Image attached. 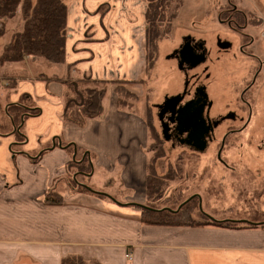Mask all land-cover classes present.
<instances>
[{
	"label": "crops",
	"instance_id": "1",
	"mask_svg": "<svg viewBox=\"0 0 264 264\" xmlns=\"http://www.w3.org/2000/svg\"><path fill=\"white\" fill-rule=\"evenodd\" d=\"M66 6L64 64L45 65L39 73L50 80L27 69L22 77L14 66L5 73L20 76L14 90L2 89L7 104L40 112L24 118L25 141L16 154L11 152L15 138L6 133L10 122L0 118V264H60L66 255L96 264H264V223L229 229L140 222L149 144L145 119L119 110L113 87L104 114L84 127L64 122L62 114L64 81L131 82L147 74L145 5L138 0H68ZM27 61L37 64L34 58L20 64ZM63 142L86 151L92 175L118 170L120 186L129 190L125 202L117 204L103 194L91 199L70 185L72 193L64 195L62 205L44 204L49 190L62 196L60 186L70 176L67 164L73 157L68 147H58Z\"/></svg>",
	"mask_w": 264,
	"mask_h": 264
},
{
	"label": "rangeland",
	"instance_id": "2",
	"mask_svg": "<svg viewBox=\"0 0 264 264\" xmlns=\"http://www.w3.org/2000/svg\"><path fill=\"white\" fill-rule=\"evenodd\" d=\"M67 1L64 0L65 4ZM138 1L145 5L146 13L148 1ZM226 1L170 0L169 4L175 3V7L174 9L172 7L168 15L166 12L163 15L164 26H168L167 35L156 42L155 62L153 67L147 71V74L139 79L142 84L129 87L132 92L139 96L138 102L133 105L132 109L122 112L139 115L145 119L146 124L147 121H150L152 125L155 124L153 126L155 130L153 137L155 139L153 138L149 142L146 150L147 153L151 149L163 154V157L156 161L155 170L158 175L166 174L169 176V181L164 183L161 199L152 204L156 209L174 211L183 203H187L186 207L189 209L190 217L195 222L204 221L203 216H205L216 221H246L258 225L264 223V147L262 144L264 130V64L262 78H260L261 87L256 86L251 93V96L253 95V98L255 97L257 100L255 102L256 106L253 107L250 114L239 111L235 107L237 101L235 91L238 93L241 86L232 93L227 86L232 84L227 82H239L245 75V69H248L250 62L237 53V40L228 35L226 33L227 28L221 26L217 20L219 11L228 8ZM231 1L237 6V9H254L264 15V0ZM172 12H175V14L173 18H170ZM1 23L3 24V22ZM4 25L5 33L0 37V53L3 46L10 42L13 31L20 30L21 21L19 16L17 15L13 20L4 21ZM262 25L264 26V22H262ZM142 30L145 52L146 20ZM245 32L249 34L259 33L258 44L256 43L252 47L256 56L264 60V34H262L264 31L260 28L246 29ZM187 37L200 38L207 43L210 49L209 62H212V59L216 58L217 55L220 56V61L212 65L211 68L209 67L207 71L209 76L207 86L209 97L214 102L211 115L224 116L222 118L224 123L218 130L215 141L210 143L203 153L194 152L177 143L165 141L157 118V106L161 105L167 96L176 95L183 86L184 80L178 72V66L169 56ZM217 37L230 40L234 48L232 49L233 52H215L213 43H215ZM232 53L234 55L231 57ZM34 60L37 64H32L31 61H27L25 64H4L0 68V81L2 80L0 84H5V78L9 76L5 73H7L10 66L20 70L16 74L22 77L30 70L34 76L39 75L42 72L41 70H44L43 68L48 64L42 60ZM201 68L196 71L200 72ZM217 71L219 74L216 75ZM85 86H89V84H85ZM108 87L107 97L103 105L104 111H106L110 98L109 89L112 86ZM5 94L6 92L0 89L1 106L6 103L4 102ZM23 104H28V102ZM229 111L236 112L238 118L236 121H231L228 116ZM88 120L78 127H84ZM234 122L237 123L235 127H239L242 123H247V125L243 131L227 139L225 148L221 153V158L224 161L219 163L215 159L219 140L222 134L227 131L225 128L234 125ZM63 144L71 145V143L66 142H63ZM67 151L72 155V159L77 158L75 161L78 163L86 154V151L81 147L78 148V151H74L71 147ZM151 153L149 152L148 155ZM93 160H95L94 155ZM78 167V165H74L71 166L72 169L70 170L67 168L70 176L60 186L63 198L64 195H71V177L79 172L77 169H81L85 172V176H78V180L88 192L80 189L78 194L90 196L91 199L95 200L101 199L100 196L90 194V192H93L106 195L117 204L125 202L129 190L120 186L118 170L109 176L104 171L92 175L93 171L90 170L89 172V168L85 164L80 165V168ZM74 186L76 185L74 184ZM196 196L199 197V202ZM133 208L135 207H127V209Z\"/></svg>",
	"mask_w": 264,
	"mask_h": 264
},
{
	"label": "trees",
	"instance_id": "3",
	"mask_svg": "<svg viewBox=\"0 0 264 264\" xmlns=\"http://www.w3.org/2000/svg\"><path fill=\"white\" fill-rule=\"evenodd\" d=\"M147 1L148 3L145 13L146 71L150 70L155 62L157 50L156 42L167 35L168 26H164L165 21L163 15L165 12L168 15V13L171 12L172 7L173 9L175 7V3L172 5L169 4L170 0ZM66 13L67 6L64 0H0V22H3V24H0V37L5 33L4 21L13 20L17 15L21 21L20 30L13 31L10 42L6 43L2 48L0 53V68L4 64H20L27 58L42 60L48 65L53 66L63 65ZM174 14L175 12H172L170 18H173ZM35 77L44 81L50 80L40 74H36ZM18 78H20V76L6 78V85L3 86L0 84V89H5L8 92L14 90ZM64 84L67 89L63 96L64 110L62 119L66 123L82 126L87 119L100 118L104 114L103 105L107 97L108 86L113 87V92L116 95V107L121 111H128L132 109L133 105L139 100V96L132 92L129 87L142 84V81H93L88 79V77H80L77 80L64 81ZM85 84H89V86H85ZM77 98H79L78 101ZM4 102L6 101L4 100ZM5 106H7L6 109H4ZM12 108L16 109L17 114L15 116L11 114L10 109L12 110ZM39 112L40 110L38 108L29 109L19 103L8 105L6 102L3 106L0 104V118H8L11 125V129L6 133L15 138V141L11 146V152L13 154L18 153V147L20 148L25 141L22 129L24 118L26 116H36ZM147 127L149 132V142H151L154 138L153 133H155V130L150 121H147ZM1 128L2 126H0V131ZM60 147H71L74 151H78V148L72 144L67 146L66 144L60 143ZM44 151L45 150L39 152L38 156L43 154ZM149 152L152 153L148 155L147 162L145 185L146 201L140 206L141 216L139 220L142 224L184 228L214 226L229 229L261 226V224L257 225L240 221H216L205 216H203L204 221L195 222L190 217L189 209L186 207L187 203L177 212H172L167 209H156L152 204L161 199V193H163L165 186L164 183L169 181V176L166 174L158 175L155 170V163L158 159L163 157V154H160L159 152L157 153V150L153 151L151 149L148 150V153ZM87 156L88 155L86 154L84 160L79 163L75 161L77 158L71 159L67 164V168H69L68 170L72 169L71 166L78 165V168H80V165L85 164L90 172L91 166L86 161ZM77 170L79 172L73 174L71 177V184L77 191H80V189L87 191L81 186V182L78 180V176H85V172L81 169ZM74 184L76 186H74ZM90 194L100 197L103 196L102 194L93 192H90ZM43 202L46 205L60 206L63 204V197L52 189L46 193ZM60 264L96 263L86 262L77 255H66L61 258Z\"/></svg>",
	"mask_w": 264,
	"mask_h": 264
},
{
	"label": "flooded vegetation",
	"instance_id": "4",
	"mask_svg": "<svg viewBox=\"0 0 264 264\" xmlns=\"http://www.w3.org/2000/svg\"><path fill=\"white\" fill-rule=\"evenodd\" d=\"M226 6L228 7L227 9L219 11L217 20L221 26L227 28L226 33L237 40V53L242 55L246 61L250 62L248 69H245V75L239 82H227L232 84L227 86L232 93L241 86L238 93L235 91V95L237 94L235 107L239 111L250 114L253 111V107L256 106L255 102L257 101L255 97V99L253 98V95L251 96V93L256 86L261 87L260 78H262L264 60L256 56L252 47L259 41V33L249 34L245 31L246 29L260 28L264 31V26L262 25L264 15L254 9H237V6L231 0L226 1ZM213 44L215 45L214 49L217 53L233 52L232 49H234L230 40H223V38L219 37H217ZM233 55L234 53H232L231 57ZM169 58L175 61L178 66V72L184 80L181 90L176 95L170 97L180 96V101L176 107L177 109L188 105L189 111L194 112L202 107L203 122L200 119L193 124L191 119L188 118V120H185L179 125L176 115L171 116L169 107L163 116V121L168 126V141L187 147L194 152L203 153L206 151L208 145L215 141L216 134L224 123L222 119L224 116L211 115L214 102L209 97L207 86L209 82L207 71L209 67L211 68L212 65L220 61V56L217 55L216 58L212 59V62H209L210 49L207 43L200 38L187 37L173 50ZM200 67H202L200 72L196 71ZM217 74H219L218 71L216 72ZM205 79H207L206 82ZM205 95H207V98ZM167 98L169 97L167 96ZM228 113L232 122L238 119L235 111H229ZM233 124L225 128L227 131L222 134L219 140L215 155V159L219 163L224 161L221 158V153L225 148L227 139L243 131L247 125V123H242L239 127H235L237 123L234 122ZM262 140L264 147V130ZM201 146L204 148L203 150H199ZM196 199L198 202L200 201L197 196Z\"/></svg>",
	"mask_w": 264,
	"mask_h": 264
},
{
	"label": "water",
	"instance_id": "5",
	"mask_svg": "<svg viewBox=\"0 0 264 264\" xmlns=\"http://www.w3.org/2000/svg\"><path fill=\"white\" fill-rule=\"evenodd\" d=\"M205 97L207 98V95H205ZM180 101V96H174V97H169V98H165L163 104L157 106V109L159 110L158 114H157V118L158 121L160 123V128H161V134L164 138L165 141L169 140L168 137V126L167 123H165L163 121V116L166 114V110L170 107V114L171 116L176 115V119H177V123L180 125L182 124L185 120L191 119V122L193 124H195L198 120L201 119V122H203L202 120V113H203V109L202 107H200L199 110H195L194 112H190L189 111V106L185 105L182 108H176L178 103ZM53 145L52 147H54L55 143L54 140L52 141ZM58 146L60 147V143H58ZM204 148L201 146L199 147V150H203ZM75 153V152H74ZM185 203H183L182 205H180V207L172 212H177ZM169 210V209H167ZM171 211V210H169ZM238 222V221H237ZM240 222H246V221H240ZM249 223V222H247Z\"/></svg>",
	"mask_w": 264,
	"mask_h": 264
}]
</instances>
